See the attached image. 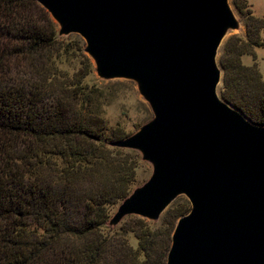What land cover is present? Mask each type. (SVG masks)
Wrapping results in <instances>:
<instances>
[{
	"label": "water",
	"instance_id": "95a60500",
	"mask_svg": "<svg viewBox=\"0 0 264 264\" xmlns=\"http://www.w3.org/2000/svg\"><path fill=\"white\" fill-rule=\"evenodd\" d=\"M57 34L78 33L99 77L135 81L152 117L110 144L137 150L149 177L117 204L155 220L177 195L165 264H264V125L218 93L216 61L239 23L228 0H37Z\"/></svg>",
	"mask_w": 264,
	"mask_h": 264
},
{
	"label": "trees",
	"instance_id": "16d2710c",
	"mask_svg": "<svg viewBox=\"0 0 264 264\" xmlns=\"http://www.w3.org/2000/svg\"><path fill=\"white\" fill-rule=\"evenodd\" d=\"M245 12V36L221 47L219 95L264 125V81L240 61L264 45V17ZM57 28L37 0H0V264H165L173 221L152 228L129 214L107 225L140 156L110 144L127 133L108 126L101 91L84 81L91 59L60 67L71 46Z\"/></svg>",
	"mask_w": 264,
	"mask_h": 264
},
{
	"label": "rangeland",
	"instance_id": "374dc122",
	"mask_svg": "<svg viewBox=\"0 0 264 264\" xmlns=\"http://www.w3.org/2000/svg\"><path fill=\"white\" fill-rule=\"evenodd\" d=\"M234 1L239 5V7L235 6L232 0H228V3L235 17L237 18L239 25L237 28L228 29L222 37V40L218 46L216 53L217 62L221 52V47L226 39L233 35H237L240 37L245 36V11H248L256 17H264V0ZM59 36L65 42L70 43L71 47L73 46V48L70 47L69 54L66 57L62 58V62L60 64L61 68L67 70L68 73H71L72 71L79 68L82 65V62H84L81 53L87 55L88 57L89 55L83 50L84 41L78 33L71 32ZM259 36L262 40H264V28L260 29ZM76 44L82 46L81 50L75 49ZM240 61L244 65L256 66L257 70L260 73L261 79L264 81V45L253 46L250 52L244 53L240 56ZM84 81L89 85L97 87L101 91V109L103 112V116L106 118L107 124L110 128L114 127L115 125H119L123 129V131L126 132L128 135L137 130L141 124H143L152 117V112L147 102L141 97V95L137 91L135 81L126 78L104 79L102 77H99L95 72L93 61L91 71L85 76ZM220 84L221 79L218 84V93ZM150 173V163L146 160L141 159L140 157L139 165L136 168L135 179L131 185V189L135 186L142 184L149 177ZM119 202L120 201L114 204L107 205L109 216H111L112 213L115 211ZM187 205L189 206V202L186 196L183 194H179L175 196L170 201V203L162 210L157 219L146 220L152 228L158 227L160 224H162V222L165 223V221H173L174 226L175 221L177 219L176 215L180 211L185 210ZM126 216L127 215L123 216L120 221L114 226H117L118 224L122 223V221L126 219ZM127 236L131 245L135 246L136 238H134V236L130 232L127 233Z\"/></svg>",
	"mask_w": 264,
	"mask_h": 264
}]
</instances>
